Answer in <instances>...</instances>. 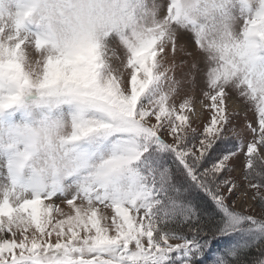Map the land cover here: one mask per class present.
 <instances>
[{
    "label": "snow or ice",
    "instance_id": "1",
    "mask_svg": "<svg viewBox=\"0 0 264 264\" xmlns=\"http://www.w3.org/2000/svg\"><path fill=\"white\" fill-rule=\"evenodd\" d=\"M249 193L264 0H0V264H264Z\"/></svg>",
    "mask_w": 264,
    "mask_h": 264
},
{
    "label": "rangeland",
    "instance_id": "2",
    "mask_svg": "<svg viewBox=\"0 0 264 264\" xmlns=\"http://www.w3.org/2000/svg\"><path fill=\"white\" fill-rule=\"evenodd\" d=\"M185 41L183 38L178 40V44H184ZM186 54L178 51L176 53V62L180 64L182 61L186 59ZM176 75L178 79L182 80V91H181V98L185 95H192L194 98V107L196 109L197 114L199 115L201 121L207 118L208 112L203 108V105L200 101L203 99L201 89L204 87L202 83L199 82V77L196 78V83L192 84L189 83L192 80V76L188 74V68H178L176 71ZM207 103V101H205ZM229 111H238L240 119L242 120L245 115V108L244 106L237 100H229L228 102ZM238 182L243 183L242 176H240ZM241 199H244L243 196V189L239 193ZM248 203L252 204L254 211L252 214L258 215L261 218H264V213L261 212L259 208L255 207V201L251 200V193L248 194ZM208 260H211V256L208 257Z\"/></svg>",
    "mask_w": 264,
    "mask_h": 264
}]
</instances>
